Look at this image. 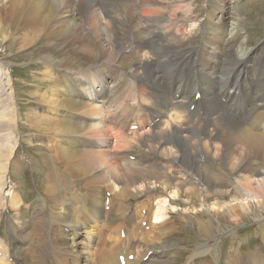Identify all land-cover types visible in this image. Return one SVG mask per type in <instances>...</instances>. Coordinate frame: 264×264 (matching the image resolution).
<instances>
[{
	"label": "bare ground",
	"instance_id": "6f19581e",
	"mask_svg": "<svg viewBox=\"0 0 264 264\" xmlns=\"http://www.w3.org/2000/svg\"><path fill=\"white\" fill-rule=\"evenodd\" d=\"M9 1L12 4L34 7L36 12H28L31 16H28L29 21L42 19L43 38H48L49 42L58 43L60 46L64 45L63 48H67L70 55H82L91 60L103 57L109 64H113L120 52L133 54V61H129V64H133L129 70L131 77L147 90L151 98V119H147L148 123L154 118L156 120L149 123L151 129L142 125L145 133H149L148 137H142L145 133L131 137L122 136L121 143L112 150H127L132 143L141 148H149L150 154L146 155L159 158L153 162L155 166L165 162L173 165L174 171L180 173L179 176L184 174L193 179L198 174H195L197 171L200 175H206L203 179L207 181V188L197 193L191 186L187 189L188 193H179L181 189L172 172L167 173L166 168L162 169L166 175L176 179V182L165 178L159 169H145L137 161L124 174L112 175L114 179L139 181V190L145 188L143 182L147 177H152L161 183L162 189L168 190L167 193H157V197L152 193H143L146 199H156V204L145 199L137 202V205H143L145 201L150 209L145 212L142 210L148 219L140 220V224L147 222L149 227L147 230L141 227L136 233L143 239L140 240L141 243L147 244L136 258L138 247L127 246L126 234L121 238L124 230L111 228L116 221L117 206L129 199L124 193H113L115 184L112 181L107 182L112 191L109 198L102 190L88 194H66L70 198H65V193H49L54 191L49 179L56 173H53V168H45L46 182L42 198L34 197L31 202L26 203L20 193L0 192V217L5 210L14 214L7 221V242L6 239H0V261L6 264H122L119 258L122 256L124 264H176L178 253L171 256L169 253L182 247L174 237L183 228L196 230L198 238L195 239L198 241L194 250L178 264H189V260L212 251L217 257L214 245H208V241L201 239L200 234H204L209 226L215 227L213 221L219 222L220 212L225 208L224 213L231 210L233 205L220 204L216 193L223 191L211 192L209 187L214 186V183L207 173L216 175L215 172H221L222 160L232 168V172L242 171L239 174L240 179L236 178L234 184L228 182V186L232 187L233 204H239L241 209H246L250 207V201H254L257 207L264 209V169L258 170L250 161L253 155L264 165V51L260 46L246 48L250 43L245 38L240 40V37L236 47L233 42L222 44L223 46L219 44L223 38L225 41L234 39L231 34L242 30L241 12L230 10V0H221L216 5L220 18L213 23L212 43L199 55L197 47L187 50L182 45L185 39L192 36L193 30H199L195 26L189 30L185 27V17L192 16V21H195L197 16L187 4L184 7L188 12L181 24H177L173 30L168 29V25L158 19L167 13L164 0H0V10ZM232 7L236 8L234 5ZM32 14L38 16L34 17ZM176 15V8L168 12L171 19L178 18ZM230 19L234 20L232 25L236 30L227 33L224 28ZM212 20L214 19H209V22ZM124 22L129 23L130 29L134 30V34L125 33L129 38L127 41L118 40L117 37V33L123 34L125 31ZM10 37L11 34H4L0 26V78L6 76L7 86H13L12 82L10 85L8 76V49L13 48V38L11 44H6ZM52 63L63 68L64 72L58 86L61 91L56 98H47V101L53 102V108L59 110L66 122L45 119L52 125L53 131H61L57 134L60 137L54 138L58 148H54L55 145L48 147L59 151L61 161L69 166L70 174H74L76 170L83 171L94 164L106 165L112 174L117 168L116 159L104 151L113 144V136L105 125H86L92 118L101 119L98 107L85 102L91 100L101 104L108 103L106 93L111 91V87L106 85V81L98 80L95 87L92 85V93L88 92L89 80L79 81L85 76L77 73V77L74 71L77 68L67 58ZM11 91L12 89L10 93ZM15 102L11 105L12 116L17 115ZM6 106V98L0 87V112ZM40 118L43 117H39L37 125L42 126L41 123L45 120ZM9 126L11 125L0 120V131ZM166 144L169 146H165ZM94 149L101 151L94 152ZM142 151L146 152L145 149ZM1 157L2 154L0 187L4 189L7 184L3 181V175L9 173L10 166L7 168L8 159L2 162ZM217 161L219 162L215 165ZM16 165L18 162L15 161L12 167ZM99 166H91L93 172L100 170ZM141 172L147 173V176L143 178ZM192 195L197 196V205L199 209L203 208L204 216L207 217L205 221L189 214L190 211H195V207L192 210H182L186 203L189 204ZM23 204L28 205L29 209L24 208ZM106 205L109 206L108 210H105ZM167 205L180 208L167 210ZM129 209L130 203H126L122 213L124 217L134 216L136 207ZM24 210L28 212V219L30 218L27 224L25 223L28 219H23ZM177 213L183 215V220H178L174 226ZM173 216L175 219L170 220ZM152 218L155 220L152 221ZM32 221L39 226H29ZM164 223H169L170 226L164 227ZM259 229L264 236V227ZM148 233L149 237L158 235L156 240L151 242ZM111 239L118 245L110 246ZM201 240L204 241L202 244ZM96 241L113 253L109 257L105 254L99 255L92 248ZM6 245L9 247L10 257L3 250ZM233 247L228 249V255L234 251ZM129 254H133L132 260L128 258ZM227 264H264V258L228 259Z\"/></svg>",
	"mask_w": 264,
	"mask_h": 264
},
{
	"label": "rangeland",
	"instance_id": "374dc122",
	"mask_svg": "<svg viewBox=\"0 0 264 264\" xmlns=\"http://www.w3.org/2000/svg\"><path fill=\"white\" fill-rule=\"evenodd\" d=\"M164 1H166L164 5L167 13L158 19H160L161 22H164L166 26L168 25V29L175 30V26L181 24V20L184 19L188 12V9L185 8L184 5L187 4L192 7L195 12L193 14L197 15L195 21H192L194 19L192 16H189L188 18L185 17L186 20L184 24L188 30L192 26L199 27V30H193L192 36L185 39L182 45L187 50H193L197 47L199 55H201V51L212 43L211 37L213 34V23L215 21L217 22L219 20L218 18H220V13H218L216 5H219L221 0ZM230 1L232 2V6L234 5L236 7L233 8L230 6V10H233V12L239 10L241 12L240 17L243 18V28L241 31L238 30V32H233L231 34V37H234V39L225 41L223 38L219 44L226 45L228 42H233L236 47L238 44L237 40L240 37V40L245 38L248 43H250V45H246V48L250 46H260L262 48L261 50L264 51V0ZM174 8H176V16L178 18L171 19L168 17V12ZM30 10L35 11L32 6L12 4L10 1L7 2L6 7L1 8L0 10V26L3 28L4 34H11V37L6 40V44H11L12 38L14 40L13 48L11 50L8 49L10 62L8 65V76L10 85L12 82L13 86H7V78L5 75L0 78L1 93L6 98L7 102V106L2 112H0V120L4 121L5 124L11 125L9 127H3L2 131H0L1 161L3 162L7 158L9 163L7 168L10 166L9 173L3 175V181L7 184V187L4 189L0 187V192L20 193L23 199L28 200V202L34 197L42 198L44 196L43 193L45 192V189L43 188L44 183L46 182L45 168H53V173H56L49 179V183H51L54 188V191H49V193H65V198H70L67 197L66 194H88L91 193V191L96 190H102V192L104 194L106 193V196L109 198L111 197L110 193H112V191L107 182L112 181L115 184L113 193H124V196L129 198L125 201L127 204L130 203L129 210H132L135 207L136 209H134V216L127 218L122 215L126 203L117 206V209L115 210L116 221L111 225V228H122L124 230V233L127 236L126 241H128L127 246L129 248L134 246L138 247L136 250L137 258L147 243H141L140 240L143 241V239L141 236L137 235L136 231L141 227L147 230L146 225L144 226L140 224V220L146 221L148 219L147 215L142 213V210L145 212L150 209V206L145 201H143V205H137V202L145 199L156 204V199L153 200V197L146 199L144 197L145 194L143 193H152L157 197V193H167L168 190L165 188V190L162 189V187H160L161 183L152 177H147L146 181H144L146 183L143 182L145 188L139 190V181L114 179L112 175L124 174L125 170H130L129 167L135 166L133 162L137 161L142 167H145V169H159L163 172V176L172 182L180 180L179 182L177 181V184L181 189L179 193H188L187 189L191 186L197 193H199L201 189H206L207 181L203 179V176L206 175H200V173L196 171L195 174H198L195 175L194 181V179L189 178L188 175L183 174L182 176H179L180 173L174 171L175 168L173 165H168L163 161V164L155 166L153 162L159 158L154 155L147 156L146 154H150L149 148L142 147L146 150V152H143L141 147L136 146L133 143L128 145L129 149L127 150H112L115 145L121 143L122 136L131 137L140 133H145L144 128L149 127V129H151L149 123H154L156 120V118H154L148 123L147 119H151L149 112L151 108V98L149 97L147 90L140 87L131 77L132 73L129 70L132 68L133 64H129V61H133L134 55L130 52H127L128 54L120 52L117 55L115 62H112L113 64H109V62L103 57H99L97 60H91L82 55H70L67 52V48H63L64 45L60 46L58 43L49 42L50 40L45 37L48 43L46 42L43 38V21L40 18H37L34 21H31V19L29 21L30 18L28 16L30 15L28 12ZM76 11L78 12V9H76ZM32 16L35 17L38 15L32 14ZM226 16L228 17L227 13ZM211 18L214 20L209 22V19ZM230 21H232V19H230ZM230 21H228L224 28L227 33L231 30H236L235 28L233 29L232 25L234 20L232 22ZM200 23L201 25L199 26ZM123 27L125 30L124 33H117V37L118 40L127 41L129 38L128 36H125V33L129 35V33L133 32L134 34V30L130 29L131 25L127 22L123 23ZM122 56L125 58H122ZM38 58L40 59L37 60ZM64 58H67L69 63H73L75 68H77L74 69L77 77V73L81 74V76H85L84 78H80L79 81L89 80L90 87L88 92L91 91L92 93V85L95 87L98 80L106 81V85H108L109 88L111 87V91L106 93L107 98L109 99L108 103L101 104L98 101L91 100H86L85 102L98 107V113L101 119L98 120L97 118H92L86 125L90 126L98 123L103 126L105 125L111 136H113V144L109 149L104 151L107 154L109 152V154L116 159L115 164L117 163V168L112 174L109 172L106 165L99 166L95 164L91 166L94 168H98L99 166L100 170L97 172H93V168L89 166L83 171L77 172L76 170L74 171V174H70L69 166L64 164L65 161H61L59 151L52 150L48 147L49 145H55L54 148H58V143L54 138L60 137L57 134L61 131H53L51 128L52 125L46 120L51 122L54 120L66 122V120L61 117L59 110L53 108V102L47 101V98H56L57 93L61 91V87L58 86L64 72L63 68L58 67L57 64L52 63V61H61V59ZM10 89H12L11 93ZM14 101H16L14 107L17 108V115L12 116L11 105ZM191 110H193V107ZM39 117H43L40 118L42 120L46 119L44 123H41L42 126L37 125ZM131 125L135 127L137 126V128L130 129L129 127ZM142 125L145 127L142 128ZM148 136L149 133L147 132L143 134L142 137L144 138ZM221 140H223L222 137ZM165 146H169V144H166ZM93 151L98 152L101 150L94 149ZM129 156H131L132 159H135L131 160L129 159ZM141 156L143 157L142 159ZM128 159L130 161H128ZM74 160H76V158H74ZM15 161L18 162V165L12 167V164ZM250 161L258 170L261 171L264 169V165L261 164L256 156L252 155V160ZM218 162L219 161L215 162V165H217ZM164 168H166L165 172H172L171 174H173L174 178L177 180L166 175L162 170ZM220 170L221 172H215L216 175H210L207 173V175L213 179L214 183V186L209 187V189H211L212 193H215L214 190L226 191L227 193L218 191V193H216L217 198L220 201V204H228V206L233 205V208L227 210L225 213L224 210L226 208L223 209V212H220V217H217L219 222L216 223L213 221L216 226H209V229H207L204 234H200L201 239L208 241V245H214L217 257L214 251L210 254H201L195 261L196 263L206 262L207 264H217L218 262V264H226L225 256H227V259L236 260L242 256L240 253H248L247 251L256 248L262 249L264 247V241L262 240L264 239V236L261 235V230L259 229L260 227H264V209H260L255 205L254 201L250 200V207H247L246 209H241L239 204H233V194L231 193L232 187L228 186V182L234 184L236 178L240 179L239 174L243 172H239V170L232 172V168L224 160H222ZM141 174H143V178L147 176V173L145 172H141ZM183 182H186L185 184L187 185ZM138 193L142 194L138 195ZM117 197L119 196L117 195ZM221 197L223 198L219 199ZM197 204H199L197 196L194 197L192 195L189 204L186 203L185 208L182 210H192V208L195 207V211H190L189 214L196 219L205 221L207 217L204 216L202 211L203 208L199 209ZM23 205L24 208L29 209L28 205ZM176 208L180 207L167 205V210ZM175 212H177V210ZM27 214H23V219L28 218ZM11 215L13 216L14 214L11 212ZM9 218L8 214L4 212L3 221L0 224V234L3 238L8 236L7 221ZM169 219L173 220L175 219V216ZM176 219L174 226L176 222H179L178 220H183V215H178ZM151 220L154 221L155 219L152 218ZM29 221L30 218L25 224ZM30 225L39 226V224L34 221H32L29 226ZM163 226L169 227L170 225L169 223H164ZM97 227H95V231ZM147 236L152 242L153 239L156 240L155 238L158 235L149 237L148 233ZM175 237L174 240H177L179 246L182 247L178 250H173V252L169 253V256L174 255L177 252L178 261L176 264H178L188 256L189 252L194 250L193 248L198 241L195 238H198V234L194 229L190 230L188 228H183L180 234L175 233ZM144 239L146 240V238ZM203 240H201L200 244L204 242ZM119 241L126 242L122 240ZM5 242H7V239ZM231 244L236 247V250L232 253L239 257H233L231 253L229 255L227 254L228 247ZM114 245L117 246L118 244L111 239L110 246L114 247ZM92 248L93 250L95 248V251L99 255L105 254L106 257H109L111 253H113L111 249L103 247L98 241H96ZM3 250L5 251V254L10 257L9 247L7 245ZM198 250L200 251L202 249ZM243 257L246 258V254H243L241 257L242 260ZM126 262L129 263V260ZM0 263L6 264L2 261H0ZM188 263L195 264L191 260H189Z\"/></svg>",
	"mask_w": 264,
	"mask_h": 264
}]
</instances>
